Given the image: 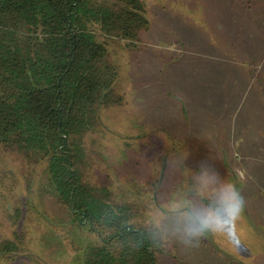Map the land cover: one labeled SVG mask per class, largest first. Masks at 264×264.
<instances>
[{"label":"rangeland","instance_id":"rangeland-1","mask_svg":"<svg viewBox=\"0 0 264 264\" xmlns=\"http://www.w3.org/2000/svg\"><path fill=\"white\" fill-rule=\"evenodd\" d=\"M143 2L150 30L135 42L107 39L124 102L86 134V179L115 200L133 193L137 221L164 232L158 264H264V0ZM25 162L0 146V243L21 248L0 264H84L99 237L44 192L43 167ZM202 169L245 197L236 244L209 236L189 248L172 234L175 205L209 203L198 195ZM156 183L157 207L146 208Z\"/></svg>","mask_w":264,"mask_h":264},{"label":"trees","instance_id":"trees-1","mask_svg":"<svg viewBox=\"0 0 264 264\" xmlns=\"http://www.w3.org/2000/svg\"><path fill=\"white\" fill-rule=\"evenodd\" d=\"M149 30L143 0H0V146L42 166L44 192L97 234L84 264H158L167 254L161 227L137 221L133 193L115 200L82 170L86 134L124 102L107 39L135 42ZM153 187L146 208L157 207ZM15 241L0 254L19 253Z\"/></svg>","mask_w":264,"mask_h":264},{"label":"clouds","instance_id":"clouds-1","mask_svg":"<svg viewBox=\"0 0 264 264\" xmlns=\"http://www.w3.org/2000/svg\"><path fill=\"white\" fill-rule=\"evenodd\" d=\"M199 179L201 189L198 195L209 203L175 205L172 208L175 216L172 234L189 248L198 247L200 240L209 236L220 237L229 245L236 244L241 238L238 222L246 209L245 197L235 183L222 177L216 169L211 174L202 169Z\"/></svg>","mask_w":264,"mask_h":264}]
</instances>
